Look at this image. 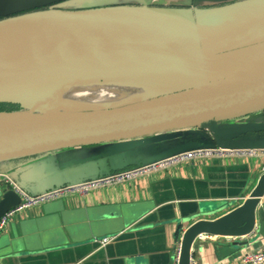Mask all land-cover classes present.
I'll use <instances>...</instances> for the list:
<instances>
[{
  "label": "water",
  "instance_id": "water-1",
  "mask_svg": "<svg viewBox=\"0 0 264 264\" xmlns=\"http://www.w3.org/2000/svg\"><path fill=\"white\" fill-rule=\"evenodd\" d=\"M49 13L0 16L3 18L0 31ZM76 36L75 32L37 37L0 35V46L21 43L27 49L31 46L30 50L19 51L17 57L0 56V104L19 107L15 111L0 112V163L37 157L40 165L48 164L50 176L56 177L114 158L125 161L110 170L147 166L198 149L264 150V56L257 54L264 50V42L240 49L251 53L249 64L228 74L219 66L220 55L206 50L198 24L195 54L165 59L176 72L194 77L193 84L114 106L73 110L52 102L48 92L64 86L116 79L117 73L112 69L92 73L88 71L90 67H75L74 61L94 55L100 57L105 51L115 53L120 46L118 43L93 44ZM154 72V69H144L120 74L131 78ZM257 115L263 117L251 119ZM249 117V121L240 122ZM78 149L80 152L71 157L64 152ZM110 172L64 181L34 195L27 194L26 189L13 180L14 173L0 175L7 176L19 189L34 197L107 177ZM263 194L264 175L241 206L224 215L228 208L226 203L213 207L194 205L190 214L168 219L166 223L175 224L173 237L180 244L178 264H190L192 245L199 235L246 238L257 229L256 235L264 237ZM21 200L11 188L0 186V219L19 206ZM43 207L42 216L21 223L18 230L13 228L9 237L0 239L1 256L60 250L81 243L91 244L94 249L105 248L106 245H100L102 239L116 240L125 227L139 224L149 211L144 205L135 206L137 209L130 205L110 207L100 213L93 209L70 211L64 210L61 201ZM206 216L216 218L199 219ZM185 224L189 226L186 230Z\"/></svg>",
  "mask_w": 264,
  "mask_h": 264
},
{
  "label": "crops",
  "instance_id": "crops-1",
  "mask_svg": "<svg viewBox=\"0 0 264 264\" xmlns=\"http://www.w3.org/2000/svg\"><path fill=\"white\" fill-rule=\"evenodd\" d=\"M38 12L50 13L28 18L23 25L0 31V35L37 37L47 33L75 32L76 37H83L93 44L120 45L115 53L105 51L100 57L92 54L94 56L87 59L74 61L75 67H90L88 71L92 73L112 69L117 73L116 79L64 86L48 92L52 102L73 110L114 106L193 84L194 77L176 72L165 59L195 54L198 24L206 50H214L220 55L219 66L228 74L249 64L251 53H242L240 49L264 42V0H0V16ZM30 48L28 46L27 49L23 43L0 46V56L17 57L19 51ZM257 54L264 56V50ZM144 69H154L155 72L131 78L120 74L123 71L142 72ZM102 86H108L110 91L120 88L114 92L118 98L108 104L91 103L78 107L72 104L75 100L62 98L79 90L88 91ZM122 94L131 97H122ZM259 116L263 117L257 115L254 118ZM249 120L250 117L240 122ZM64 152L71 157L80 150ZM123 161V158L105 160L55 177L50 176L48 164L40 165L37 157H29L0 163V173L11 176L14 173L13 180L25 188L27 194L34 195L64 181L82 179L103 171H111L112 175L136 168L110 170ZM263 175L264 152L256 155L235 152L195 157L152 169L127 181L99 184L83 194L71 190L57 200L14 214L0 233V239L9 237L13 228L18 230L21 223L42 216L43 206L57 201H61L64 210L70 211L93 209L100 213L102 209L129 205L134 208L144 205L149 211L141 223L125 227L124 232L105 248L94 249L91 244L81 243L60 250L25 251L11 256L0 255V264H175L179 242L173 237L175 224L166 221L190 214L194 205L213 207L226 203L228 208L222 213L224 215L241 206ZM215 218L206 216L199 219L212 221ZM256 223L258 225V221ZM188 227L185 224L184 230ZM256 234L257 229L246 238L211 236L205 240L198 239L192 245V263L242 264L240 258L243 254L264 248V237ZM2 249L3 245L0 251Z\"/></svg>",
  "mask_w": 264,
  "mask_h": 264
},
{
  "label": "built area",
  "instance_id": "built-area-1",
  "mask_svg": "<svg viewBox=\"0 0 264 264\" xmlns=\"http://www.w3.org/2000/svg\"><path fill=\"white\" fill-rule=\"evenodd\" d=\"M236 153L240 154H248V155H256L258 152H264V150H258V149H243L240 151H235ZM234 151L230 150H223V149H198L193 151L184 152L181 154H178L176 156H173L167 160L160 161L151 165L147 166H141L136 167L128 171H123L120 173L112 174L107 177H103L94 181H87L83 182L81 184H78L76 186H65L62 188L54 189L48 192H45L44 194L38 195V196H29L25 192H23L21 189H19L7 176L0 175V186L11 188L13 191H15L17 194L21 197V203L16 208L12 209L8 213H6L1 219H0V233L5 229L7 226L9 220L12 218V216L16 213L22 212L25 209H28L30 207L41 205L45 202L54 201L58 198L64 196L71 190L78 191L79 193H86L89 189L92 187L98 186L99 184L104 183H119L123 181H127L139 176H142L146 172L156 169V168H163L170 164L180 163L183 161L191 160L195 157H202V156H211L213 154H219L224 155L226 153H235ZM211 236L209 235H199L196 240L198 239H209ZM113 238H104L100 241L101 247H104L107 245ZM180 257V244L177 248V257L175 264H178ZM242 264H264V248L259 251H251L246 252L243 254L240 258ZM190 264L192 263V257H190Z\"/></svg>",
  "mask_w": 264,
  "mask_h": 264
},
{
  "label": "rangeland",
  "instance_id": "rangeland-1",
  "mask_svg": "<svg viewBox=\"0 0 264 264\" xmlns=\"http://www.w3.org/2000/svg\"><path fill=\"white\" fill-rule=\"evenodd\" d=\"M115 89L116 90L110 91L108 86L95 87V88H92L88 91L87 90H79L70 96H62V98L67 97L66 99L69 101L75 100L72 103L75 107H78V105L88 106L91 103H106V104H108L111 101H114V99L118 98L115 95L116 93H114V92L120 91L119 90L120 88H115ZM123 96H125L126 98L131 97V95H129V94H126V95L122 94V97ZM251 119H254V117Z\"/></svg>",
  "mask_w": 264,
  "mask_h": 264
},
{
  "label": "trees",
  "instance_id": "trees-1",
  "mask_svg": "<svg viewBox=\"0 0 264 264\" xmlns=\"http://www.w3.org/2000/svg\"><path fill=\"white\" fill-rule=\"evenodd\" d=\"M15 110H18V107L16 105L0 104V112H10Z\"/></svg>",
  "mask_w": 264,
  "mask_h": 264
},
{
  "label": "bare ground",
  "instance_id": "bare-ground-1",
  "mask_svg": "<svg viewBox=\"0 0 264 264\" xmlns=\"http://www.w3.org/2000/svg\"><path fill=\"white\" fill-rule=\"evenodd\" d=\"M142 83V82H141ZM1 118V117H0Z\"/></svg>",
  "mask_w": 264,
  "mask_h": 264
}]
</instances>
